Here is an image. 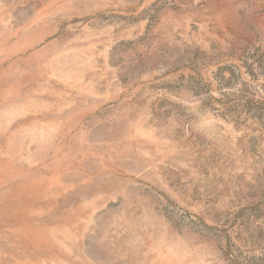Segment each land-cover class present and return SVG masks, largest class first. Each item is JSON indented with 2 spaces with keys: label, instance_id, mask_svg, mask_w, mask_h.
<instances>
[{
  "label": "rangeland",
  "instance_id": "1",
  "mask_svg": "<svg viewBox=\"0 0 264 264\" xmlns=\"http://www.w3.org/2000/svg\"><path fill=\"white\" fill-rule=\"evenodd\" d=\"M0 264H264V0H0Z\"/></svg>",
  "mask_w": 264,
  "mask_h": 264
}]
</instances>
